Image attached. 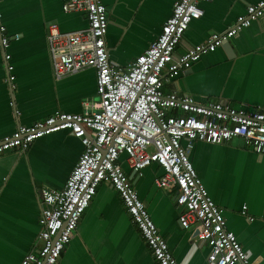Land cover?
<instances>
[{
	"label": "crops",
	"instance_id": "obj_1",
	"mask_svg": "<svg viewBox=\"0 0 264 264\" xmlns=\"http://www.w3.org/2000/svg\"><path fill=\"white\" fill-rule=\"evenodd\" d=\"M64 0H0V24L8 44L0 48V137L17 124L28 125L54 110L82 111V103L95 101V75L85 68L60 79L52 76L46 45V24L59 32L85 27L83 12H63ZM174 0H99L107 18L105 44L108 58L125 67L144 49L169 15ZM258 0H206L202 15L192 19L173 55L221 31ZM17 35V39H13ZM232 53L221 46L178 69L163 90H176L191 99L220 101L236 108L264 107V16L230 38ZM3 53L9 54L6 71ZM11 76L10 81L7 77ZM17 111L18 114L14 113ZM82 147L67 130L44 135L24 151L0 154V264H19L36 246L40 201L44 192L57 191ZM68 151L61 177L56 167ZM196 174L213 202L221 207L227 229L254 264H264V153L235 142L193 143L188 152ZM128 175L130 170L125 166ZM161 173L145 167L133 188L178 264H208L205 242L195 239L197 224H177L173 191H161L153 178ZM246 205L249 221L239 214ZM55 264H156L149 248L130 220L116 191L100 183L80 216L71 238Z\"/></svg>",
	"mask_w": 264,
	"mask_h": 264
},
{
	"label": "built area",
	"instance_id": "obj_2",
	"mask_svg": "<svg viewBox=\"0 0 264 264\" xmlns=\"http://www.w3.org/2000/svg\"><path fill=\"white\" fill-rule=\"evenodd\" d=\"M205 1L174 0L159 32L125 67L108 58L107 18L99 0H64L61 4L63 12H83V28L59 32L46 24L53 78L92 68L96 100L83 102L79 113L54 110L28 125L17 124L10 134L0 137V154L24 151L35 139L60 130H67L82 147L61 189L43 193L36 246L19 264H55L100 183L116 191L155 263L178 264L122 162L137 176L150 165L161 170L153 183L161 191H173L181 228L197 224L195 239L205 242L208 264H254L227 229L223 210L208 195L188 152L195 142L229 143L237 137L245 147L264 153V107L244 110L220 101L200 102L173 89L164 91L163 85L178 69L220 47L250 20L264 16V0L246 4L223 30L211 32L204 41L173 55L189 22L202 15L199 4ZM7 44L5 27L0 24V48ZM3 59L10 71L9 54L3 53ZM239 214L254 219L244 203Z\"/></svg>",
	"mask_w": 264,
	"mask_h": 264
},
{
	"label": "rangeland",
	"instance_id": "obj_3",
	"mask_svg": "<svg viewBox=\"0 0 264 264\" xmlns=\"http://www.w3.org/2000/svg\"><path fill=\"white\" fill-rule=\"evenodd\" d=\"M237 140V137H234L231 141L232 142H235ZM6 152V151H5ZM72 152L73 151H68V153H66L63 157V159L58 163L57 167H56V175L58 177H61L62 174L65 173V170L67 169V164L69 162V157L72 155ZM123 169L125 167V164L122 162L121 163ZM125 171V170H124ZM165 199H167L168 201H172L173 202V199H170L169 197H166Z\"/></svg>",
	"mask_w": 264,
	"mask_h": 264
},
{
	"label": "water",
	"instance_id": "obj_4",
	"mask_svg": "<svg viewBox=\"0 0 264 264\" xmlns=\"http://www.w3.org/2000/svg\"><path fill=\"white\" fill-rule=\"evenodd\" d=\"M221 48L224 51H227L229 54L232 53V47H231V44H230V39L224 40L222 42V44H221ZM141 172H142V170H141ZM127 177L131 181L132 185L135 183V181L137 179V175H135L133 171H130V173L127 175ZM143 203H144V205H146L145 202H143ZM177 224H179V223L177 222Z\"/></svg>",
	"mask_w": 264,
	"mask_h": 264
}]
</instances>
